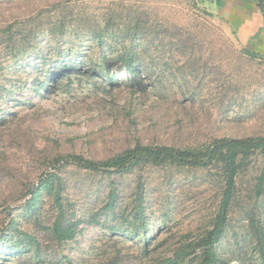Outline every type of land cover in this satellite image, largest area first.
I'll return each mask as SVG.
<instances>
[{
	"label": "rangeland",
	"instance_id": "1",
	"mask_svg": "<svg viewBox=\"0 0 264 264\" xmlns=\"http://www.w3.org/2000/svg\"><path fill=\"white\" fill-rule=\"evenodd\" d=\"M239 3L0 0V103L11 95L0 106V232L12 219L24 232L11 235L16 250L0 253V264H204L199 247L179 261L177 251L212 228L223 191L222 170L213 165L147 163L106 173L60 162L65 215L81 221L63 242L52 230L54 191H42L36 211L23 205L61 156L101 161L137 143L202 147L219 137L264 135V53L250 54L231 21ZM60 52L72 65L48 79ZM126 54L147 94L133 86ZM107 67L118 84H108ZM36 75L49 80L40 93ZM131 97L137 104L126 103ZM263 167L262 154L253 153L237 175L215 246L224 264L262 262L264 194L255 186Z\"/></svg>",
	"mask_w": 264,
	"mask_h": 264
},
{
	"label": "trees",
	"instance_id": "2",
	"mask_svg": "<svg viewBox=\"0 0 264 264\" xmlns=\"http://www.w3.org/2000/svg\"><path fill=\"white\" fill-rule=\"evenodd\" d=\"M207 1V0H202ZM219 2L220 5L226 3V0H208ZM234 1V0H232ZM242 1V0H240ZM247 7L249 4H255V6L264 15V0H246ZM100 37L97 35V41L100 42ZM249 50V49H248ZM252 55H256L255 51H248ZM62 59L54 65L53 70L48 73V79L59 72L63 71V66L66 64L69 67L72 65L73 59L69 57V54L60 52ZM102 58L105 55L102 54ZM121 60L128 70L130 80L134 87L142 94H147V85L145 84L144 77L137 70L136 65L132 57L128 54L121 55ZM108 76V84H118L116 77L112 75L110 67L105 69ZM42 79L40 75L34 76V85H37L35 91L40 93L48 85L49 80ZM39 82V83H38ZM38 83V84H37ZM134 90V91H137ZM11 101L10 93L3 97L1 105H7ZM127 104H137V99L131 97L126 101ZM261 153L264 157V135H249V136H227L215 138L208 145L202 147H177L166 144H142L137 143L134 147L124 149L113 156L101 161L88 159L82 155L69 154L56 158L54 165L55 171H48L42 175L37 184H34L29 192L30 198L25 201L23 205L27 212L36 211L39 204V197L43 190L54 191L55 201L59 209L57 216L53 222L52 230L58 240L63 242L65 240L72 239L75 235L79 220H74V217L65 215L64 199L61 195V182L57 170H59L60 162L73 161L78 165L98 170L106 173L113 172H128L133 168L142 164H152L155 166L176 164L180 166H216L222 170L223 178V191L222 199L219 206L218 213L215 217L212 228L208 229L202 238L195 243L184 244L177 251V258L179 260L185 259L187 256L195 252L196 248H201V255L204 264H224L221 261V257L217 254L216 244L224 235L225 229L228 225V214L237 197V175L241 167L247 163V159L253 153ZM58 164V165H57ZM57 182V183H56ZM55 183L57 188H55ZM255 192L257 196L264 194V167L261 174L258 177ZM116 192L113 190L109 194V200L105 205V208L111 210L115 207L114 197ZM144 198H139V213L137 218L144 219L146 217V210L143 207ZM22 234V232L15 224V219H12L5 229L0 232V253L16 250V245L11 239L12 234ZM33 241H36L32 237ZM258 246L264 248V241H261ZM68 264H73L71 261ZM166 264H175V261L169 260ZM261 264H264V254Z\"/></svg>",
	"mask_w": 264,
	"mask_h": 264
},
{
	"label": "crops",
	"instance_id": "3",
	"mask_svg": "<svg viewBox=\"0 0 264 264\" xmlns=\"http://www.w3.org/2000/svg\"><path fill=\"white\" fill-rule=\"evenodd\" d=\"M239 6L240 11L230 16L233 25L238 26L239 35L254 51L264 53V15L255 4H249L247 7L246 0H242Z\"/></svg>",
	"mask_w": 264,
	"mask_h": 264
}]
</instances>
